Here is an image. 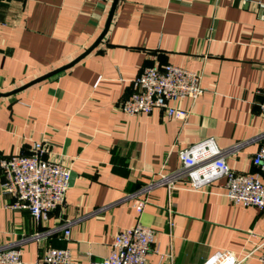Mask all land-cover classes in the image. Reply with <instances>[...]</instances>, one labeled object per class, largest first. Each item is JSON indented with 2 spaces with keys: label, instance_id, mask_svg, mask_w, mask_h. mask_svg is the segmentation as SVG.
<instances>
[{
  "label": "crops",
  "instance_id": "crops-1",
  "mask_svg": "<svg viewBox=\"0 0 264 264\" xmlns=\"http://www.w3.org/2000/svg\"><path fill=\"white\" fill-rule=\"evenodd\" d=\"M112 0H0V92L11 91L83 52L105 26ZM264 0H118L110 25L73 65L0 95V159L46 156L71 169L64 205L36 221L9 207L0 169V248L18 247L35 264L48 247L73 264L101 260L117 232L140 222L154 229L147 264H201L231 251L262 264L264 208L229 202L217 179L200 190L182 182L149 187L181 168L178 151L213 137L236 173H256L264 144ZM173 63L201 74L203 92L176 105L127 115L120 102L143 66ZM264 182V173H260ZM143 201L141 212L136 205ZM69 234H64L65 229Z\"/></svg>",
  "mask_w": 264,
  "mask_h": 264
},
{
  "label": "built area",
  "instance_id": "built-area-1",
  "mask_svg": "<svg viewBox=\"0 0 264 264\" xmlns=\"http://www.w3.org/2000/svg\"><path fill=\"white\" fill-rule=\"evenodd\" d=\"M258 18L264 21V3H258ZM201 74L173 63L145 65L133 78L131 93L121 100L120 107L127 115L149 114L160 107L168 118L185 119L188 112L176 105L181 97L195 99L203 92ZM259 112L264 116V90L259 101ZM45 143L33 142L28 154L17 153L0 159L4 176L2 186L13 197L9 207L27 210L36 221L46 220L48 213L61 207L70 187L71 169L46 156ZM181 168L170 173H159L149 185H164L169 191L182 182L189 189L200 190L217 179H224L225 198L243 206L264 208V144L255 152L252 162L259 168L256 173H236L226 163L223 151L213 137L178 151ZM143 201L136 205L138 212ZM69 229L64 234L68 236ZM155 231L138 222L116 233L111 247L101 260L89 264H147V257L154 249ZM256 249L264 264V236ZM231 251H216L201 264H241ZM0 264H23L18 247L0 248ZM35 264H73L67 248H46Z\"/></svg>",
  "mask_w": 264,
  "mask_h": 264
},
{
  "label": "water",
  "instance_id": "water-1",
  "mask_svg": "<svg viewBox=\"0 0 264 264\" xmlns=\"http://www.w3.org/2000/svg\"><path fill=\"white\" fill-rule=\"evenodd\" d=\"M117 2L118 0H112V3H111V6H110V10H109V13H108V16H107V19H106V23H105V26L104 28L102 29V31L100 32V34L97 36V38L92 42V44H90L83 52H81L78 56H76L75 58H73L72 60H70L69 62L65 63V64H62L61 66H58L40 76H37L36 78H33L32 80L26 82L25 84L11 90V91H8V92H0V95H8L10 93H13L17 90H20L22 88H25L26 86L36 82V81H39L45 77H48L52 74H55L71 65H73L76 61H78L81 57H83L86 53H88L93 47H95L98 42L101 40V38L103 37V35L105 34V32L107 31L109 25H110V22H111V19L113 17V14H114V10H115V7L117 5Z\"/></svg>",
  "mask_w": 264,
  "mask_h": 264
}]
</instances>
